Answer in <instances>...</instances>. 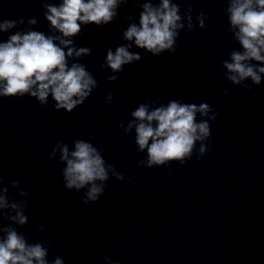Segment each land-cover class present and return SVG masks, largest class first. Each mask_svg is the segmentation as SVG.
Instances as JSON below:
<instances>
[{
  "label": "clouds",
  "instance_id": "clouds-1",
  "mask_svg": "<svg viewBox=\"0 0 264 264\" xmlns=\"http://www.w3.org/2000/svg\"><path fill=\"white\" fill-rule=\"evenodd\" d=\"M130 0H59V3L40 0L49 33L33 30L38 21L35 17L0 21V33L17 30L0 42V98H34L47 107L49 97L54 101V110L71 113L82 106L98 87V81L86 66L78 61L92 54L91 47H77L74 38L82 33V25L103 27L119 23L118 9ZM139 8L138 23L133 13H124L122 19L129 21L120 39L126 43L115 49L109 48L106 59L100 65L112 73L109 82L119 79L124 67L141 61L143 50L152 57L164 53L175 54L179 48L180 33L191 32L195 27L206 29L208 16L201 11L193 22L191 7L184 8L178 0H131ZM224 13L227 17V32L239 45L233 48L227 59L221 61L223 75L233 86H240L252 92L253 86H260L264 79V0H226ZM250 81L251 83H248ZM221 95L231 93L224 89ZM104 103L111 106L113 94L108 92ZM130 119L118 127L125 136L134 132L138 154H145L137 162L138 168L165 167L172 174L171 164L180 168L186 166L193 156L201 160L212 148L211 124L219 115L206 102L184 103L180 100L149 99L139 103L130 112ZM89 139H74L70 147L63 139L56 141L49 153V159L59 156L64 165L61 170L63 186L77 194L83 191L82 203L91 206L105 194L110 177L117 181L133 182L114 164H109L101 149ZM197 145L199 147L197 148ZM201 173L204 169H200ZM0 177V264H65L59 255L48 260L51 245L43 241L29 242V234L18 228L27 225L26 215L29 193L21 188L19 181H9V187L16 190L21 199L9 196V187L2 186ZM15 225V226H13ZM45 233V227L36 228ZM105 264H116L109 256Z\"/></svg>",
  "mask_w": 264,
  "mask_h": 264
}]
</instances>
